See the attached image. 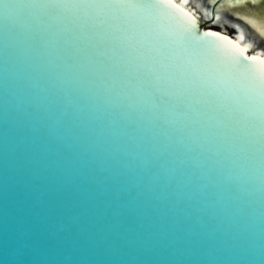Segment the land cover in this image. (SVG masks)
Listing matches in <instances>:
<instances>
[{
    "label": "water",
    "instance_id": "obj_1",
    "mask_svg": "<svg viewBox=\"0 0 264 264\" xmlns=\"http://www.w3.org/2000/svg\"><path fill=\"white\" fill-rule=\"evenodd\" d=\"M146 36L123 0H0V264H264V115Z\"/></svg>",
    "mask_w": 264,
    "mask_h": 264
},
{
    "label": "snow or ice",
    "instance_id": "obj_2",
    "mask_svg": "<svg viewBox=\"0 0 264 264\" xmlns=\"http://www.w3.org/2000/svg\"><path fill=\"white\" fill-rule=\"evenodd\" d=\"M123 3L146 21L145 38L152 41L156 54L163 60L171 58L179 62L177 71L181 79L193 86L211 84L231 90L264 115V58L248 55L251 45L241 47L226 35L213 31L196 35L191 30L198 24L196 17L185 12L175 0H123ZM162 5L171 11H165ZM185 19L187 23L183 22ZM204 36L216 40H206ZM167 49L171 52L165 54ZM161 67L168 65L161 63Z\"/></svg>",
    "mask_w": 264,
    "mask_h": 264
},
{
    "label": "bare ground",
    "instance_id": "obj_3",
    "mask_svg": "<svg viewBox=\"0 0 264 264\" xmlns=\"http://www.w3.org/2000/svg\"><path fill=\"white\" fill-rule=\"evenodd\" d=\"M178 1L181 5L191 8L202 22L210 19V10L214 8L213 24L219 26L218 30L231 34L225 24L229 25L235 29L233 34L237 41L243 42L245 46L251 45L248 49H254L256 53L264 55V48L259 46L264 42V11L242 12L240 9L248 4L247 0H207L205 5L195 3L196 0ZM261 1L250 0V3L257 6Z\"/></svg>",
    "mask_w": 264,
    "mask_h": 264
},
{
    "label": "rangeland",
    "instance_id": "obj_4",
    "mask_svg": "<svg viewBox=\"0 0 264 264\" xmlns=\"http://www.w3.org/2000/svg\"><path fill=\"white\" fill-rule=\"evenodd\" d=\"M260 1V0H259ZM206 2H207V0H196L195 1V3H199V4H203V5H205L206 4ZM246 5V6H245ZM245 5H243V7L242 8H248V7H250L249 5H247V4H245ZM202 22V21H201ZM203 24L204 25H206V26H208V25H210L211 23L210 22H204L203 21ZM226 25V28H227V31L229 32V33H235V29L234 28H231L229 25H227V24H225ZM259 46H263L262 48H264V43H260L259 44Z\"/></svg>",
    "mask_w": 264,
    "mask_h": 264
},
{
    "label": "flooded vegetation",
    "instance_id": "obj_5",
    "mask_svg": "<svg viewBox=\"0 0 264 264\" xmlns=\"http://www.w3.org/2000/svg\"><path fill=\"white\" fill-rule=\"evenodd\" d=\"M204 22H210L211 24V26H213V27H216L215 26V24H213V19L210 17V19L208 20V21H204ZM203 23V22H202ZM264 43V42H263Z\"/></svg>",
    "mask_w": 264,
    "mask_h": 264
}]
</instances>
